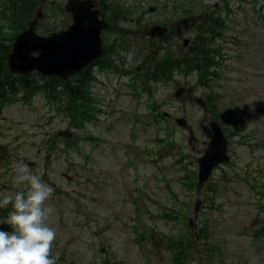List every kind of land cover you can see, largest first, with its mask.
<instances>
[{
  "label": "rangeland",
  "instance_id": "obj_1",
  "mask_svg": "<svg viewBox=\"0 0 264 264\" xmlns=\"http://www.w3.org/2000/svg\"><path fill=\"white\" fill-rule=\"evenodd\" d=\"M49 4L51 0H40L36 7L46 10L40 18L41 34L58 31L57 19H62L61 1L54 4V12L59 11L56 17ZM110 5L127 17L123 26H133L124 39L118 38L119 45L126 47L115 57L131 71L127 75L97 71L92 106L104 112L79 130L72 128L66 115L49 107L41 94L33 103L19 100L6 105L0 111V193L23 190L14 183V165L21 163L53 188L46 203L55 211L47 223L57 232L51 250L53 257H59L57 264H177L166 236L196 235L201 227L208 232L206 247L200 238L191 242L192 255L185 264H205L209 257L213 264H264V208L260 207L264 196L252 185L264 188L263 1L110 0ZM150 6L157 10L151 12ZM180 9L187 13L188 24L183 13L177 16ZM208 10L227 21L224 35L215 42L222 49L218 59L222 64L212 88L197 83L195 75L177 73L170 81L153 85L150 92L139 88L136 97L131 74L139 77L141 61L164 50L180 53L182 38H193ZM178 21L184 29L181 36L173 32L162 41L145 35L154 24ZM0 23L11 26L1 12ZM210 95L216 97L218 122L227 133L234 131L229 138L232 159L218 167L207 183L190 189L183 183L179 156L182 153L192 161L189 169L197 168L195 161L212 135V117L197 98L207 100ZM164 110L172 116L169 121L158 116ZM178 116L187 119L185 127L174 123ZM73 131L83 137L92 134L96 140L83 138L68 148L64 139ZM57 136L60 140L51 144ZM212 182L215 189L207 200V185ZM167 208L182 209L186 218H164ZM0 209L9 213L12 205ZM7 216L0 220L1 229L11 231ZM256 231L259 237L254 236Z\"/></svg>",
  "mask_w": 264,
  "mask_h": 264
},
{
  "label": "trees",
  "instance_id": "obj_2",
  "mask_svg": "<svg viewBox=\"0 0 264 264\" xmlns=\"http://www.w3.org/2000/svg\"><path fill=\"white\" fill-rule=\"evenodd\" d=\"M37 0H12L13 10L20 12L23 15V18L28 20L35 9V2ZM246 1V0H245ZM4 16H7L6 12ZM4 26L0 25V97L1 101L4 103L10 99L11 96L16 94L18 87H14L11 85V82H14L16 79L11 75L10 72L5 71L3 68L5 67V59L6 54L10 50V45L5 42V33L3 30ZM225 25L223 19L219 16H215L214 14L207 15L201 20L199 25V30L197 31V36L195 39V44H198V47H195V50L192 52H184V55L178 56L177 59H174V56L169 52L162 53L158 56L154 57V66L148 67L146 81L150 82H159V81H168L173 78V75L176 70L181 74H191L192 72H197L198 79L200 82H206L209 78L208 73L210 72L211 65L208 64L212 60L211 55V43L215 41L220 35H222L224 31ZM16 32L20 30L19 28H15ZM15 33V32H14ZM14 35V34H13ZM169 35L164 37V40H169ZM13 40V36L9 38ZM213 51H216L214 47ZM197 51V53H196ZM23 82V81H21ZM33 85L31 90H36L37 81H30ZM24 83V82H23ZM143 83H145V79H143ZM31 86V85H30ZM30 90V89H28ZM27 92V91H25ZM23 94V99L28 101L31 97L27 93ZM66 97L70 99V105L67 111L72 116V108H76V112L80 113L81 110L85 112L89 117H94V114L91 115V111L87 108L85 101L88 99L87 90L84 88V84L79 80L78 90L76 92L72 91L71 87H69V91L65 93ZM82 101V102H81ZM2 103L0 104V106ZM91 115V116H90ZM161 116V113H159ZM73 117V116H72ZM89 119V118H88ZM86 120L79 119V123L73 122L77 127L82 128L83 123ZM79 140L83 138H92L96 140L94 136L83 137L78 135ZM190 186L193 183L190 181L188 183ZM211 189V187L209 188ZM186 212L182 209L176 210L175 208H170L163 212V216L166 219L173 218L174 220H181L182 218H186ZM152 229V228H151ZM144 230H149L148 226H145ZM144 233L142 236H144ZM180 234V233H178ZM190 233H187V237ZM176 235V236H174ZM200 236L208 235V232L205 227H201L199 231ZM193 236V235H192ZM186 237V239H187ZM141 238V237H140ZM167 246L172 251L174 260L176 262H180L183 260L182 255L186 253L185 247L187 248L186 239L184 237L179 238L177 234H171L166 236ZM196 239V237H195ZM108 264V261L105 262Z\"/></svg>",
  "mask_w": 264,
  "mask_h": 264
},
{
  "label": "clouds",
  "instance_id": "obj_3",
  "mask_svg": "<svg viewBox=\"0 0 264 264\" xmlns=\"http://www.w3.org/2000/svg\"><path fill=\"white\" fill-rule=\"evenodd\" d=\"M14 183L23 190L0 193V208L12 205L7 224L12 230L0 229V264H57L51 255L56 230L47 221L55 211L47 201L53 188L27 165H14Z\"/></svg>",
  "mask_w": 264,
  "mask_h": 264
},
{
  "label": "water",
  "instance_id": "obj_4",
  "mask_svg": "<svg viewBox=\"0 0 264 264\" xmlns=\"http://www.w3.org/2000/svg\"><path fill=\"white\" fill-rule=\"evenodd\" d=\"M73 1L74 0H69V3L66 6L67 10L71 11L72 14L74 15V21H75L74 24H72L68 30L63 31L61 33H54L50 37H44V36H40L36 33L35 26H36L37 22L32 21V22H30L28 30L18 36V38H17V40L13 46V53L9 54L7 57L8 65L12 69L13 72L21 73L23 75H28L31 71V69H29L28 67L25 66V65H27L25 63V61L22 63H17V64L13 62V59H15L16 55L21 53L20 51L23 48L22 47L23 41H27V40H24L22 38H25V37L27 38L28 36H33L34 38H36L38 40H42L44 42H47V41L53 40V38L54 39L62 38V40H63V38H66L70 35H72V36H79V35L83 36L84 35L82 42L85 46H87L88 43H92V42H95L97 40V38L99 36V32L101 31L102 27L104 26V23L102 21L98 20L95 11H92L86 7H80L77 4H74ZM151 10H153V8H151ZM37 15H39V14H37ZM73 28H75V29H73ZM84 32H85V34H84ZM149 33L153 36H162V35L167 33V28H164V27L157 25V26L152 27L151 30L149 31ZM75 40H77V38H74V41ZM29 45L30 44L26 42V46L23 49V52H25L26 57L27 56L33 57L32 53L34 51H40L42 55L44 54V53H42L43 50L41 47L38 46L37 48H33L31 45L30 46ZM72 46H74V45H72ZM72 46L71 47L68 46L69 47L68 51H70V52L73 51ZM62 49H64V48H62ZM62 49L58 50V52H62ZM23 52H22V54H20L21 56H23V54H24ZM56 58H57V56H56ZM68 58H69V53L67 52L63 55L62 60H61L62 62L60 60H57L55 63V66L56 67H63V66L68 65V63H70V62H68ZM92 58L89 59L88 61H86L84 64L88 63L90 60H92ZM79 69L80 68H77V70H79ZM55 73H58V74L62 75L64 78H66L72 73V71H57ZM178 121L182 125L186 124V121L184 119H179ZM212 129H213L214 134H213L212 141L210 143L211 145L207 149L206 155L204 157H202L203 159L202 158L200 159V163L202 164L201 170H200V178H201L200 181H202V182L209 178L210 173L213 170V168L215 167V165H217L219 162L229 160V158L226 154L227 140L225 139V136H224L219 124L216 122H213L212 123ZM217 144L221 145V158L214 161L210 166L204 165L203 161H205V158L209 155V152L213 151L214 147Z\"/></svg>",
  "mask_w": 264,
  "mask_h": 264
},
{
  "label": "bare ground",
  "instance_id": "obj_5",
  "mask_svg": "<svg viewBox=\"0 0 264 264\" xmlns=\"http://www.w3.org/2000/svg\"><path fill=\"white\" fill-rule=\"evenodd\" d=\"M76 31V30H75ZM75 34V33H74ZM74 38H77V40L74 41ZM24 40L27 41H23V48L21 49V53L23 52V49L26 46V42H29L33 48H37L38 46L42 48L43 50V60L44 62L49 65L50 62H52V64L54 62H56L57 60L62 59L63 55L65 53H69V58H68V66L70 67H75L79 64L80 61L85 60L88 57V53L91 49V46L93 43H91L89 45V47L85 48V45L83 44L82 40H83V36L79 35V36H68L66 38H56L47 42H44L42 40H38L36 38H34L33 36H30V38H22ZM41 43V44H40ZM74 45V46H72ZM68 46H72L73 51L70 52L68 51ZM64 48V49H62ZM62 49V52H58V50ZM23 56H25V52H23ZM68 55V54H67ZM57 56V58H56ZM56 58V59H55ZM67 60V59H66ZM24 61H21L19 63H22ZM53 69H55V66L52 67Z\"/></svg>",
  "mask_w": 264,
  "mask_h": 264
},
{
  "label": "flooded vegetation",
  "instance_id": "obj_6",
  "mask_svg": "<svg viewBox=\"0 0 264 264\" xmlns=\"http://www.w3.org/2000/svg\"><path fill=\"white\" fill-rule=\"evenodd\" d=\"M60 1H61V4H60L61 6L64 3L66 4V2H67V0H60ZM93 2L95 4V8H99L101 10L103 16L106 19H109L110 15H109V12H108V6H107V3H106V0H93ZM175 28H177V30L180 29L179 26L174 24V23L168 25V29H169L170 32H173Z\"/></svg>",
  "mask_w": 264,
  "mask_h": 264
}]
</instances>
